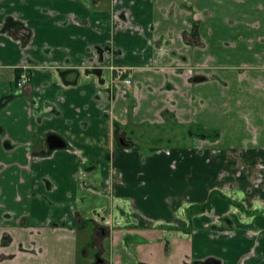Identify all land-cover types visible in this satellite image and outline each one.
<instances>
[{"label":"crops","instance_id":"obj_1","mask_svg":"<svg viewBox=\"0 0 264 264\" xmlns=\"http://www.w3.org/2000/svg\"><path fill=\"white\" fill-rule=\"evenodd\" d=\"M96 216L106 264H264V0H0V264H91Z\"/></svg>","mask_w":264,"mask_h":264},{"label":"flooded vegetation","instance_id":"obj_2","mask_svg":"<svg viewBox=\"0 0 264 264\" xmlns=\"http://www.w3.org/2000/svg\"><path fill=\"white\" fill-rule=\"evenodd\" d=\"M190 21H191V25H192V30L190 32V35L192 36V34H198L197 32L199 30L198 28L200 27V20L196 16H190ZM10 24H11L10 20H7V22L5 23V25H4L3 29H2L3 33H5V34L12 33L13 26L16 28L17 25H19L18 23H14L13 25H11L12 27H10ZM30 37H31V35H30L29 30L28 31L26 30V39L27 40H26V42H23V40H21L23 46L28 44V42L30 40ZM184 64H185V62L183 63V65ZM185 66H187V65L185 64L184 67ZM32 69H33V66H32L31 62H28V61H26V64L22 65L18 69L19 70V74H18V77H17V80H16V88L19 91L24 90L31 83V78H32L31 71H32ZM182 69H184V68L181 67L177 71H179V70L182 71ZM112 70H113V72H117L120 75V77H121V78L118 79L119 82H118V84L115 85L114 91L116 93H120L124 97H127L128 93H129V89L131 88L132 83H133L131 77L129 76V74H127V76H125L126 75L125 72H127V71H124V70H121V69H116V68H113ZM178 73L181 74V72H178ZM71 75L72 74H70L68 76V79L71 78ZM202 79H203L202 81H206V79H204V78H202ZM66 81L69 82V83L73 82V80H66ZM115 92L113 93V95H111V97L113 99L115 97ZM114 127H115L116 131L118 133H120L119 126L115 125ZM158 129H160V128H158ZM202 133L203 134L206 133V135H208L209 137L208 138H203L202 137L203 136ZM51 136L59 137L57 135H50V136H48V138L51 137ZM187 136L191 137V138L198 139V140H202V141H213V142L219 140V138H220L219 134H214V133H211V132H207L206 130H203L202 128H198V127L190 128L188 130V132H187ZM216 136H217V139H215ZM48 138H47V144H48ZM60 139H62V138H60ZM156 139L158 140V138H156ZM114 140H115V145L116 146L121 147V148H125V149H133L137 145L136 141L129 140L128 138H126L124 136V132H123V135L116 136ZM63 142L66 144V148H63V149H67L68 148V144L64 140H63ZM48 148H49L50 152L55 151V150H51L50 149L49 144H48ZM56 150H60V149H56ZM166 150H168V149H166ZM106 157H108V156H106ZM88 222H89L88 224H91V226H92V223H90V220ZM98 223L102 224L101 226H99V228L106 229V231H101V236L104 239H106L105 235L107 233V227L104 226L105 222H98ZM103 238L101 239L102 241H103ZM92 243H93V239H91V242L88 244V246H86L83 249V254H82L83 257H89L90 256L89 252L91 250H93V249L100 250L101 245H98L96 243L92 244ZM104 250L106 251V249H104ZM91 264H106V260L101 258V256L99 255V252H98V254L93 256V262Z\"/></svg>","mask_w":264,"mask_h":264},{"label":"rangeland","instance_id":"obj_3","mask_svg":"<svg viewBox=\"0 0 264 264\" xmlns=\"http://www.w3.org/2000/svg\"><path fill=\"white\" fill-rule=\"evenodd\" d=\"M153 129L154 130H146V131L149 132L151 135H155L158 138V140L156 141L157 142L156 144L164 143V145H166V144L168 145L169 142L164 141V140H166L167 137H169L171 139V142L175 145L181 144L182 141L184 140L182 137V135H184V134H182L180 132V129H176L173 126L162 127L160 129H158V128L157 129L153 128ZM184 136H186V135H184ZM146 143H149V145H150L152 143V141L148 140ZM107 220L105 218L102 219L101 216H96V219L90 220V223H92L93 228L94 227L97 228L99 235H101V231L99 230V226H101L102 224L98 223V222H105L104 226L108 227L107 232H109V227H112L113 229H119L118 227L121 226V223L118 224V222H116L115 224H112V223L110 224ZM107 241H108V239L106 236V239L103 238V244L101 245L100 250H96V249L91 250L89 252L90 256L92 257V256L98 254V252H99V255L101 256V258H103L107 261L109 259V256L107 255V251L104 250L105 249V243ZM86 246H88V245L86 244L84 246V248Z\"/></svg>","mask_w":264,"mask_h":264},{"label":"water","instance_id":"obj_4","mask_svg":"<svg viewBox=\"0 0 264 264\" xmlns=\"http://www.w3.org/2000/svg\"><path fill=\"white\" fill-rule=\"evenodd\" d=\"M48 144L51 150L66 148V144L63 142V140L56 136L49 137Z\"/></svg>","mask_w":264,"mask_h":264},{"label":"trees","instance_id":"obj_5","mask_svg":"<svg viewBox=\"0 0 264 264\" xmlns=\"http://www.w3.org/2000/svg\"><path fill=\"white\" fill-rule=\"evenodd\" d=\"M202 134H203V133H202ZM202 137H203V138H208L209 136L206 135V133H205V134H203ZM215 139H217V136L215 137ZM99 230H100V231H106V229H104V228H99ZM94 243H96V238L93 239V243H92V244H94Z\"/></svg>","mask_w":264,"mask_h":264}]
</instances>
